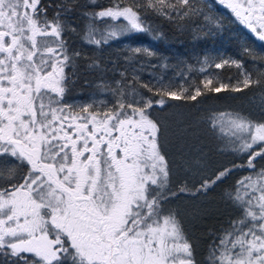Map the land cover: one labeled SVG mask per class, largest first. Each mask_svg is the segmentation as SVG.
<instances>
[{
    "label": "snow or ice",
    "instance_id": "6c2138e0",
    "mask_svg": "<svg viewBox=\"0 0 264 264\" xmlns=\"http://www.w3.org/2000/svg\"><path fill=\"white\" fill-rule=\"evenodd\" d=\"M218 3L264 42V0ZM205 7L211 11V5ZM205 7L195 0H110L99 11L83 13L88 25L82 39L102 48L134 33L152 34L144 19L148 14L173 21L202 17L219 28ZM79 8L78 0L47 5L0 0V264H264V164L258 167L264 161V117H212L219 151L241 157L242 163L218 169L198 185L174 187L173 164L150 111L163 106V99L154 101L125 84L126 70L114 86L101 82L114 97L110 104L73 105L64 99L74 75L67 70L81 56L66 38L76 31L71 20ZM97 21H103L102 29ZM243 51L253 61L264 59L249 47ZM128 52L130 64L138 55H154L143 47ZM226 65L243 67L230 59L214 63L217 69ZM243 76L232 91L262 84L260 78ZM212 84L210 77L203 80L204 88L217 93L229 87ZM143 86L181 99L168 85ZM194 91L189 99L201 95L199 87ZM205 163L201 155L183 166L199 170ZM238 168L248 169L247 174L224 193L236 215L212 234L203 259H197L179 214L169 205L182 194H207Z\"/></svg>",
    "mask_w": 264,
    "mask_h": 264
},
{
    "label": "trees",
    "instance_id": "16d2710c",
    "mask_svg": "<svg viewBox=\"0 0 264 264\" xmlns=\"http://www.w3.org/2000/svg\"><path fill=\"white\" fill-rule=\"evenodd\" d=\"M57 2L58 0H44L46 5ZM78 2L80 8L71 20L76 31H69L66 38L72 49L79 47L77 51L81 53V56L77 59L75 68L67 70L70 75L72 73L74 75H71V80L67 84L66 98L84 100L89 93L99 92L102 86L99 84L101 81L120 80V72L126 70L127 79L124 83H130L138 92L154 101L172 99L163 93L157 95L149 92L143 86L144 84L150 87L163 84L174 90L180 82H192L189 91L182 94L181 99L176 100L175 103L181 106L187 101L195 103L201 100L197 104L205 111L209 124H211L212 117L219 116L221 113L240 114L254 120L264 117L261 111V100L264 98V59L257 58L253 61L252 57L243 51L244 47H249L254 52L264 55V42L253 37L240 20L216 0H195V2L200 7L211 5V11L205 7V12L220 22L219 28L213 27L202 17L173 21L162 16L148 14L144 19L153 29L152 34L134 33L111 41L102 48L87 44L82 39V33L88 25V18L83 13L99 11L100 8L109 6L110 0H96V4H90L89 0H78ZM53 11V8H49V16ZM97 26L102 29L103 21H97ZM122 39L128 41L131 46L148 48L154 55H138L130 64L127 59L128 50L117 57L112 50L115 44L123 41ZM206 58L207 65H205ZM222 59L237 60L242 63L243 67L226 65L222 69L215 68L214 63ZM93 61L99 64L98 68L89 67ZM141 62H146V64L141 65ZM187 64L192 66L191 72ZM201 66H207V72L202 75L196 72ZM182 71H188L186 78H182ZM243 73L250 74L253 80L260 78L262 84L258 86L254 83L243 88L242 91H232V87L236 86L238 81L242 82ZM207 74L213 79L210 87L219 86L221 83L229 87L219 93L204 88L202 78ZM134 75L138 79L133 80ZM197 87L201 89V95L196 97V101L189 99L190 95L195 94L194 90ZM111 98L114 100L113 96ZM211 130L215 133L213 129ZM215 141L216 151L211 152V157L217 162L210 167L206 178L211 177L218 169L231 167L233 163H242L241 157L232 153L220 152L217 147L220 143L219 138ZM209 153H207L208 156ZM262 164L264 161H260L258 167ZM247 172L248 169L245 168L235 169L223 183L214 185L207 194L189 196L190 202H198L191 206V211L202 212L200 215L195 214L196 218L185 226V229H190L188 237L196 249L197 259H203L212 234L217 233L222 226H226L228 220L236 215V211L225 199L224 193L230 190L235 182Z\"/></svg>",
    "mask_w": 264,
    "mask_h": 264
},
{
    "label": "rangeland",
    "instance_id": "374dc122",
    "mask_svg": "<svg viewBox=\"0 0 264 264\" xmlns=\"http://www.w3.org/2000/svg\"><path fill=\"white\" fill-rule=\"evenodd\" d=\"M216 2L218 3V0H216ZM228 10L231 12L230 9ZM246 29L249 31L247 27ZM252 35L256 38L253 33ZM122 40V42L117 43L113 46L112 50L114 51L116 57L120 56L129 48L136 47L131 46L128 41H124V39ZM77 49H79V47ZM77 49H75V51H77ZM140 64L145 65L146 62H141ZM187 67L189 69V72H191V69L193 70L191 65L187 64ZM200 68H197V74L202 75L207 72V69L205 72H201L199 70ZM187 72L188 71H184L182 73V78H186ZM206 77L210 76L207 74L202 78V81ZM101 82L99 83L100 85H102ZM103 82L107 84H113V82H107V80H104ZM186 83L187 82H180L173 91L180 92L182 96V94H184L186 91H189L192 85V82H189L187 84ZM183 89L187 90L184 91ZM111 96V92L103 89V87L101 86L99 92L89 93L84 100L77 98L70 99L66 97H64V99L69 104L73 105L95 104L97 107H99L101 101H103L105 104H110L111 102H113L114 100L113 98H111ZM164 102L165 103L163 106H160L159 104L154 105V107L150 111L152 113V117L160 124L161 142L164 146V150L167 152L168 157L173 164V186L177 187L185 182H187L189 185H198L201 180L207 177L210 167H212L213 164L217 162L212 159L213 157H211V152L214 153V151H216L215 140H217L218 137L215 133L212 132V127L205 116V111L202 110V108L198 107L197 103L201 102V100H198L195 103H193V101H191V103L187 101L186 103L181 104V106L176 104V100L174 99L167 101L164 100ZM207 153H209L211 159ZM201 155L205 158L206 161L203 169L188 170L183 166L184 160L196 158ZM214 158L216 157L214 156ZM197 203L198 202H190L189 196L182 194L179 198L174 199L173 202L169 205L179 214V217L184 224V228L188 223L191 222V220L193 221L196 218L195 214L200 215L202 213L191 211V206ZM185 230L187 235L189 236L190 229Z\"/></svg>",
    "mask_w": 264,
    "mask_h": 264
},
{
    "label": "flooded vegetation",
    "instance_id": "af4514ba",
    "mask_svg": "<svg viewBox=\"0 0 264 264\" xmlns=\"http://www.w3.org/2000/svg\"><path fill=\"white\" fill-rule=\"evenodd\" d=\"M243 26L245 27V25L243 24ZM245 29H246V27H245ZM247 30V29H246ZM248 31V30H247ZM251 35H252V33H251V31L249 30L248 31ZM253 36V35H252ZM254 37V36H253Z\"/></svg>",
    "mask_w": 264,
    "mask_h": 264
}]
</instances>
